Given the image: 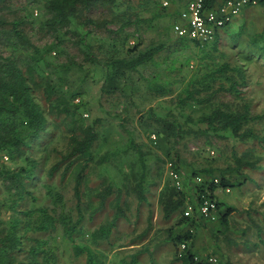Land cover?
<instances>
[{
	"label": "trees",
	"instance_id": "1",
	"mask_svg": "<svg viewBox=\"0 0 264 264\" xmlns=\"http://www.w3.org/2000/svg\"><path fill=\"white\" fill-rule=\"evenodd\" d=\"M8 1L13 0H0V158L6 155L9 163L13 165L0 162V195H3L0 197V264L49 263L51 258L55 257L54 243L56 242L58 247L57 242L63 245L66 241L71 245L75 256H86L85 264H112L109 263L107 254L99 251L95 246L110 240L113 233L119 229L120 219L127 220L126 210L130 196L137 198L139 202L147 201L146 194L150 190L148 177L152 174V168L148 163L151 152L144 151L130 134L127 149L124 151L126 158L121 160L122 163L129 160L128 169L125 170L119 164L122 168L119 169V178L108 175L103 178L100 189L89 186L87 182L91 170L103 167L104 172L109 171L117 153L110 150L100 153L96 127L78 121L77 109L80 104L73 102L77 94L64 87L68 85L67 77L73 68L72 65H78L81 70L82 65L73 60L55 65L50 59L51 53L64 48L71 38L77 37L73 43L82 45L85 59L103 69L106 75L103 91L110 95L123 92L129 76L138 72L140 66L154 62L156 56L166 49L168 44L159 43L147 49H139V45H135L126 48L125 55L117 54L121 53L128 37L133 34L127 33L126 28L139 25L143 21L134 10L133 0H24L23 5L20 6L17 4L13 6ZM154 1L138 0V6L150 5ZM204 1L207 7H213L224 0ZM123 3L124 5L127 3L129 11L120 10ZM256 4L264 6V0H249L246 8ZM31 6L40 9L42 14L40 18L35 17ZM115 9L116 14L113 12ZM94 10L99 11V15L96 16ZM104 10L110 12V19H107L106 14L100 13ZM177 16L175 15L172 21L171 29ZM112 17L114 19H111ZM117 20L121 22L120 25L115 30L109 29V23L113 24ZM144 21L151 22L153 19L148 18ZM82 25L86 28L87 26L105 28L112 35L119 36L110 39L107 57L100 59L96 56L93 51L94 45L88 40L92 32L90 30L80 32L78 27ZM228 27L224 28L225 32L228 31ZM35 34L47 37L49 41L38 44L35 41ZM240 34L241 30L232 35L235 42L238 41ZM253 35L251 46L257 48L256 55H264V29ZM220 38L221 34L211 41L200 43L187 37L177 36L176 42L179 44L176 45L189 47L193 44L202 51L208 47L217 50ZM61 52L59 51L57 55H61ZM231 54V61L215 64L207 60L204 64L207 70L199 73L176 93V105L181 109L185 106L198 105L207 109L198 118L199 133L203 135L213 133L214 136L222 137L228 132L237 141L245 143L259 139L260 136L256 133L253 123L264 121V113L253 114V105L249 100L242 105L222 100L223 92L240 97L242 93L240 87L247 85L246 63L236 61L232 63L234 56L233 53ZM151 85H154L155 90L160 91L162 95L171 90L167 85L155 81H152ZM239 99L243 100L242 97ZM63 114L65 117L61 123ZM148 114V119L156 123L154 131L158 137H167L168 141L172 139L176 144L190 134L191 129L175 117L171 116V119L169 115H155L153 109H150ZM72 116L76 117L72 118ZM63 126L70 132L69 136L65 135L68 138L67 155H62L56 146H52L62 134ZM254 148L251 147L240 154L232 152L233 163L220 167L210 161L207 165H194L193 168L187 169L184 160L179 155L172 156L169 149L166 159L159 156L162 163L170 159L177 170L182 173L187 172L184 189L178 187L176 183H173L174 186L167 183L159 195L163 217L177 218V231L174 232V229L170 228L168 236V240L177 249L176 255L180 254L178 250L184 240L193 241L195 238L191 231L178 230L177 225L193 226L199 219L204 218L198 212L194 216L185 214L188 201L194 200L205 190V184L196 183L195 177L218 179L219 183L210 185L212 193L220 188L241 187L249 178V174H245L243 170L251 172L261 167L258 165L260 158H255ZM37 151L44 153L47 158L51 152H54L57 156L61 155V159L58 158L44 170L45 163L35 157ZM62 166L65 167L60 171ZM172 166L174 167L173 163ZM39 170L47 177L48 184L45 188L50 204L27 206V203L30 205L27 200L33 204L39 201L38 196L35 195L36 175ZM104 172L101 177H104ZM69 178L72 181L75 199L73 205L65 198L66 194L63 192L69 185L67 183ZM86 197L89 201L84 203L83 199ZM92 198L98 199L97 206L92 204ZM216 200L218 221L227 228L235 208L227 206L222 210L225 206L224 202L217 198ZM108 207L111 218L98 228L85 233L90 238L89 243L80 240L84 235L82 222L89 208H93L89 211L92 217ZM2 213L6 216H2ZM260 230L262 231L261 228ZM30 231L47 233L49 239L31 237L30 241L33 243L29 248L31 259L25 262L20 254L26 249L24 244L26 239L29 241ZM54 233L57 235L53 238ZM191 244L187 245L177 258L180 264H209L195 257ZM143 250L147 252L149 248L145 247ZM143 250L133 253L132 259L126 261V264H141L139 257ZM39 257H43V261H40Z\"/></svg>",
	"mask_w": 264,
	"mask_h": 264
},
{
	"label": "rangeland",
	"instance_id": "2",
	"mask_svg": "<svg viewBox=\"0 0 264 264\" xmlns=\"http://www.w3.org/2000/svg\"><path fill=\"white\" fill-rule=\"evenodd\" d=\"M189 1L155 0L150 5L138 6V0H133L134 10L138 12L143 21L139 25L126 28L127 33L133 34L128 37L126 46L123 47L121 53L117 54L125 55L126 48H132L135 45H139V49H147L159 43L168 45L156 56L154 62L140 66L138 72H134L129 76L123 92L110 95L104 93L103 85L105 84L106 75L103 69L85 59V50L82 45L73 43L77 40V37L71 38L64 48L51 53L50 59L55 65L70 60L82 65V70L78 68V65H72L73 68H71L67 77L68 85L64 87L77 94L73 102L80 104L77 109L78 121L96 127L99 134L100 153L108 150L117 153L116 160L112 161L109 171L104 172L103 167L101 169H90L89 181L87 182L89 186L92 188L99 187L100 189L102 188L103 178L108 175L119 178V169H128L129 160L127 159L123 163L121 160L126 158L124 151L127 149L126 145L130 134L133 135L135 142L144 151L151 152L148 163L152 168V174L148 177L150 190L146 194L147 201L139 202L137 198L130 196L128 209L126 210L127 220L120 219L119 229L113 233L110 240L103 241L95 246L96 249L107 254L109 263L112 264H126V261L132 259L133 253L143 250L145 247H148L149 250L147 252L143 250V253L140 254L141 264H180L177 258L190 243H192V252L195 257L207 261L209 264H211V257L217 258L218 264H264V121L253 123L256 133L260 136L259 139L242 143L228 132L225 133L226 136L222 137L214 136L213 133L210 135L199 133L198 118L207 109H204L201 105L196 107L185 106L181 109L176 105V93L181 91L199 73L205 71V69L207 70L204 65L207 60L215 62V64L231 61L230 57L233 53L234 62L232 63H246L244 64L247 69V85L240 87L242 93L239 96L243 100L227 92L221 93L222 100L231 104L239 103V105L249 100L253 105V114L264 113V55H256L257 48L251 46L253 34L260 33L264 29V6L258 4L248 6L242 15L229 25L227 32H221L217 50L208 47V49L202 51L201 48L193 44H190L189 47L177 46L176 44H179L176 42L177 35L171 29L175 15H178ZM23 2L24 0L19 2L8 1L13 6L16 4L20 6ZM166 2L168 5L165 4ZM163 6L166 8H163ZM125 9L129 11L127 3L125 5L124 3L121 4L120 10L124 11ZM31 10H33L35 17L40 18L42 16L39 8L31 6ZM113 12L116 14V9ZM93 13L96 16L99 15L97 10H94ZM100 13L106 14L107 19L111 17L110 12L107 10L100 11ZM148 18L153 19V21H144ZM111 19H114V17ZM120 23L118 20L113 24L109 23L108 28L115 30ZM78 29L83 33L86 30L92 32L88 40L94 45L93 51L100 59L109 55L107 46L110 39L119 37L112 35L105 28L89 26L86 28L82 25ZM240 30V37L235 42L232 35ZM35 41L38 44H43L49 41V38L36 36L35 34ZM59 51H62L61 55H57ZM202 57H205V60ZM152 81L167 85L171 90L164 96L160 94V91L155 90L156 87L151 85ZM150 109H153L155 115L158 116L169 115L168 117L171 119L175 117L191 129L190 134L176 144L172 139L168 141L167 137H158L154 131L156 123L148 119ZM64 117L63 114L61 123H63ZM75 117L72 116V118ZM61 132L62 134L52 143V146H56L58 151L62 152V155H67L68 138L66 136H69L70 132L66 131L64 126ZM154 134L157 136L156 140L153 139ZM251 147H255V158H260L258 165L261 167L251 172L246 169L243 170L245 174H249V178L241 187H228L230 190L220 188L214 192L215 197L225 204L222 210H225L227 206L235 208L230 217L229 226L225 228L219 223V215L216 220L205 217L202 220L199 219L198 223L193 226L190 224L177 225L178 230L191 231L195 238L193 241L184 240V243L180 245V249L178 248L180 254L176 255L177 249L168 240V236L170 228H173L174 232L177 231V218L165 219L159 203V195L164 185L170 183L174 186L175 184L171 175V168L175 170L176 167L170 159L162 163L159 156L166 159L167 149H169L172 156L179 155L184 160L187 169L193 168L194 165H207L210 161L220 167L233 163L232 152L235 151V153L240 154L251 149ZM60 156H57L54 152H51L48 158L40 151L35 154L36 158L45 163L44 170L50 167L58 158L61 159ZM0 162L13 165L9 163L6 155L0 158ZM170 163H173L174 167L170 168ZM64 167L62 166L60 171ZM160 167L161 170H159ZM177 171L181 179V188L184 189L187 172L183 171L182 173L179 169ZM103 172L104 177H101L100 175ZM107 172L110 174H107ZM42 174V171L39 170L36 175L35 195L38 196L39 201L33 204L30 200H27L30 202V205L27 203V206H49L50 204L45 188L48 184L47 177ZM208 179L211 180L212 178ZM71 182L69 178L67 181L69 185L63 192L66 194L65 198L73 205L75 199ZM85 187L88 191L87 185ZM88 201L87 197L83 199L84 203ZM91 202L93 205H98V199L92 198ZM189 207H192L191 215H197L199 209L198 195L194 200L188 201L185 211ZM92 209L89 208V211ZM89 211L82 222L84 235L81 236L80 240H83L84 243H89L88 239H90L85 233L98 228L111 218L109 207L97 212L92 217H90ZM2 216L5 217L6 214L2 213ZM244 229L247 230L243 231ZM54 235L57 234L54 233L53 238ZM28 236L29 241L26 239L24 244L26 249L20 254L25 262L31 259L29 253V248L33 244L30 241L31 237L49 239V234L43 232L34 233L30 231ZM53 238H51L52 242H54ZM183 244H185V247H183ZM57 245L58 247L55 242L54 259L51 258L50 262L46 264H85L86 256H75L68 241L63 245L57 242ZM39 260L43 261V257H39Z\"/></svg>",
	"mask_w": 264,
	"mask_h": 264
},
{
	"label": "built area",
	"instance_id": "3",
	"mask_svg": "<svg viewBox=\"0 0 264 264\" xmlns=\"http://www.w3.org/2000/svg\"><path fill=\"white\" fill-rule=\"evenodd\" d=\"M248 3L249 0H224L213 7H207L204 0H190L174 21L173 31L179 37H187L200 43L211 41L221 34L224 28L234 23L243 13ZM165 4L168 5L167 2ZM153 139H157L155 134ZM169 166L171 168L172 163ZM171 169V175L176 185L181 188L179 173L173 168ZM195 182L205 184V190L199 196L198 212L200 216L216 220L218 217V204L210 185L219 183V180L196 176ZM225 189L230 190L229 188ZM185 214L190 216L192 207H189ZM183 245L185 247V244ZM210 263L218 264L217 258L211 257Z\"/></svg>",
	"mask_w": 264,
	"mask_h": 264
},
{
	"label": "crops",
	"instance_id": "4",
	"mask_svg": "<svg viewBox=\"0 0 264 264\" xmlns=\"http://www.w3.org/2000/svg\"><path fill=\"white\" fill-rule=\"evenodd\" d=\"M184 8H185V6H184ZM184 8H183V9H184ZM181 11H182V10H181ZM181 11H180V12H181ZM180 12H179V14H180ZM179 14H178V15H179Z\"/></svg>",
	"mask_w": 264,
	"mask_h": 264
}]
</instances>
